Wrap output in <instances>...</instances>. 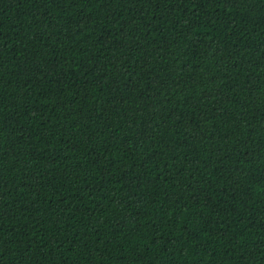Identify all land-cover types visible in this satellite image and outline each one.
Segmentation results:
<instances>
[{"label":"trees","instance_id":"obj_1","mask_svg":"<svg viewBox=\"0 0 264 264\" xmlns=\"http://www.w3.org/2000/svg\"><path fill=\"white\" fill-rule=\"evenodd\" d=\"M0 264H264V0H0Z\"/></svg>","mask_w":264,"mask_h":264}]
</instances>
